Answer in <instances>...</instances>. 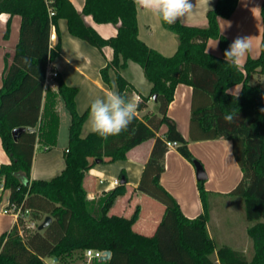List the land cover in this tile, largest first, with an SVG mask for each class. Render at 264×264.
Segmentation results:
<instances>
[{"label": "trees", "instance_id": "16d2710c", "mask_svg": "<svg viewBox=\"0 0 264 264\" xmlns=\"http://www.w3.org/2000/svg\"><path fill=\"white\" fill-rule=\"evenodd\" d=\"M237 1L216 0L206 12L205 26L179 21L167 24L161 19L178 39L174 53L164 55L138 37L136 0H84L82 13L90 14L95 22L118 23L115 35L107 38L84 23L71 0H0V13L20 16L18 41L11 54H4L0 86V140L9 157L8 163L0 164V185L8 191V205L18 207L27 199L29 220L38 222L45 215L51 216L42 232L28 235L21 218L3 232L0 264H57L74 252L80 258L83 249L89 247L110 250L103 264H264V87L258 80L250 82L253 73L264 74V32L258 57H247L238 67L226 64L223 53L231 41L220 31L218 17H229ZM49 8L54 11L52 15ZM259 10L264 24V0ZM59 18L66 19L70 34L98 48L108 45L113 49L112 59L100 74L108 83L109 69H113L117 90L126 99L133 85L120 71L128 60L138 63L151 87L148 96L138 97L137 110L145 107L152 95L155 108L144 118L135 115L127 130L107 140L91 132L83 136L81 127L89 108L77 111L76 87L58 76L57 94L70 114L65 165L50 179H32L34 144L37 138L51 141L56 130V116L51 113L44 125L40 110L46 66L59 48V41L50 46V29ZM8 26L9 20L5 34ZM209 38L218 41L220 55L206 50ZM178 83L192 87L188 138L167 114ZM234 84L241 85L238 93L229 92ZM47 97L53 94L46 91ZM226 114H233L231 123L225 121ZM161 125L166 127L163 132ZM15 127L34 130L17 132L14 137ZM216 137L231 141L233 157L242 172L229 193L243 201L249 222L246 232L253 245L250 257L227 244L217 245L210 237L204 180L196 181L203 212L193 218L182 213L176 198L159 182L165 169L166 141L176 142L177 151L192 162L188 139ZM150 138L154 141L136 190L162 203L165 209L154 233L144 235L132 228L138 206L130 216L108 213L116 197L125 192L126 179L97 198L87 197L83 180L94 164L125 159L129 149ZM122 177L126 178L123 171ZM45 255L56 260L48 263L43 260Z\"/></svg>", "mask_w": 264, "mask_h": 264}, {"label": "crops", "instance_id": "0c3cea01", "mask_svg": "<svg viewBox=\"0 0 264 264\" xmlns=\"http://www.w3.org/2000/svg\"><path fill=\"white\" fill-rule=\"evenodd\" d=\"M261 1L238 0L229 17H218L220 31L231 42L237 36L251 37V48L241 61L240 66L243 65L247 57L256 58L260 54L262 32H264V24H262L259 10ZM215 2L216 0H191V3L194 5L192 11L178 21L188 25L205 26L207 23L206 12L215 5ZM71 3L78 12L82 13L84 0H71ZM0 18L4 32L6 31L7 21L9 20L8 37L4 40V44L0 49L1 55L4 56L6 52L11 54L14 51L18 41L20 16L18 14L9 15L7 13H0ZM82 19L86 25L93 27L102 37H110L115 35L117 31L118 23H97L90 14L84 13H82ZM137 28L138 37L149 47L164 55H171L176 50L178 44L176 34L163 26L161 17L155 10L145 9L138 3ZM57 41H59L57 54L48 61L46 66V70L55 73V76L50 81L56 82V85L44 87L40 110L41 122L44 125L48 123L51 113L56 116V130L51 141L37 138L34 144L30 168V177L32 179H50L59 174L65 165L64 151L68 144L70 114L65 107L63 99L57 94L56 78L59 76L65 84L76 87L75 105L79 113L89 108V102L94 96H103L112 91L113 83L117 88L116 75L113 69H109L108 83L103 80L100 74V69L113 57V49L110 46L105 45L98 48L88 41L70 34L65 18H59L56 26L51 25L50 46L53 47ZM206 50L216 55L221 54V49L216 39L209 38L207 40ZM120 73L133 85L132 90L127 92L128 100L136 104L139 96H148L151 85L138 63L128 60L127 66ZM255 80H258L261 86L264 87V74L253 73L250 77V82ZM1 83L2 77L0 78V86ZM240 88V84H234L229 88V92L238 93ZM46 91H50L53 97L46 98ZM191 91L192 87L190 85L178 83L174 90L173 99L167 109L168 116L176 122L177 128L185 138H188ZM46 105H48L47 108ZM154 108L155 101L149 96V99L146 101V106L140 110H136V115L139 118H144L146 113L153 111ZM87 118L88 115L81 127V134L83 136L90 132ZM165 128V125H161L160 132H163ZM153 141L150 138L132 147L127 151L125 159L94 164L86 172L83 180L87 197L97 198L104 191L112 189L120 183L115 184L114 180H120V173L123 171L126 177L125 192L116 197L108 213L130 216L138 206V217L132 224V228L144 235H152L154 233L165 209L162 203L156 200L160 203L158 204L149 195L136 190L143 166L149 157ZM199 142H205V144L213 142V144L216 143L222 147V154L228 158L231 168L234 169L233 178L231 177L230 183L224 186L225 188L210 189V192L221 196L230 194L229 191L238 182L242 174L241 169L233 157L231 141L223 137L202 140L188 139V147L192 143L199 144ZM8 162L9 157L3 149L0 140V164ZM176 163H181L186 167L187 180L185 181L187 182L184 183L180 180L178 170L174 167ZM164 164L165 169L160 175L159 182L176 198L182 213L188 218H193L203 212L193 164L177 151L176 145L169 147L165 152ZM206 173L208 179L209 176L213 177L215 175V170L210 167ZM236 196L239 198L237 202L242 203L243 206L242 198L239 195ZM7 205L8 191L2 189L0 185V235L17 224V218L12 212H3V209H6ZM21 208L23 210L30 209L26 198L21 204ZM247 225L243 222L239 233H229L232 240L222 243L243 251L242 247L245 246L244 242L249 241L245 237L247 234ZM207 227L209 229V225ZM35 231L42 232V230H38L37 228ZM242 240H244L243 243ZM77 255L78 253L74 252L71 258L62 259L57 264H79L81 260L76 258ZM43 260L53 262L56 259L50 257L49 260H46L43 257ZM102 261L105 260L90 259L87 260L86 264H97L99 262L103 264L104 262Z\"/></svg>", "mask_w": 264, "mask_h": 264}, {"label": "rangeland", "instance_id": "374dc122", "mask_svg": "<svg viewBox=\"0 0 264 264\" xmlns=\"http://www.w3.org/2000/svg\"><path fill=\"white\" fill-rule=\"evenodd\" d=\"M3 18V16H1ZM18 34V33H17ZM8 37V33L5 34L4 28L1 24V18H0V49L1 46L4 44V40ZM4 66V56L0 53V75L2 77V70ZM0 77V78H1ZM208 143V142H206ZM193 158L199 160L205 171L212 167L215 170V175L209 176L208 179L204 180L202 182L203 188L207 191V195L205 196L207 200V207H208V222L207 225H209L208 233L210 231L209 235L214 243L217 245L223 244L222 242H228L229 240H232L229 236V233L238 232L241 230L242 223L248 224L249 222L245 218L244 210L242 203L237 202L238 196L235 194H228L226 196H221L217 194H213L210 192V189H221L224 186H227V184L230 183L231 177L233 178L234 169L231 168L228 158L225 157L224 154H222V147L218 144L208 143L205 144L202 142H199V144L192 143L189 147ZM190 162V161H189ZM192 164V162H190ZM174 167L176 170H178L180 180L182 182H187V170L184 165L181 163L175 164ZM194 178V177H193ZM195 179V178H194ZM180 181V182H181ZM225 188V187H224ZM153 201L158 203L156 200L151 198ZM160 204V203H158ZM38 221V223H40ZM37 227L35 228H27V233L30 235L35 231ZM246 239L249 241L242 240V243L244 242L245 246L242 247V251L245 255L248 257L252 256L253 254V245L252 240L250 237L246 234ZM242 238V236H241ZM238 250V249H236ZM44 258L46 260L50 259V256L45 255ZM52 263V261L48 262ZM215 264H219L216 262Z\"/></svg>", "mask_w": 264, "mask_h": 264}, {"label": "clouds", "instance_id": "9594fccd", "mask_svg": "<svg viewBox=\"0 0 264 264\" xmlns=\"http://www.w3.org/2000/svg\"><path fill=\"white\" fill-rule=\"evenodd\" d=\"M137 3L145 9L155 10L167 24L182 19L194 6L191 0H137ZM250 48L251 37L237 36L223 53L226 64L238 67ZM112 88L106 95L94 96L89 102V131L105 140L127 130L137 110V105L121 95L114 83ZM233 118V114L224 116L227 123H231Z\"/></svg>", "mask_w": 264, "mask_h": 264}, {"label": "built area", "instance_id": "2783aa9c", "mask_svg": "<svg viewBox=\"0 0 264 264\" xmlns=\"http://www.w3.org/2000/svg\"><path fill=\"white\" fill-rule=\"evenodd\" d=\"M53 13H54V11L51 8H49V15H52ZM53 76H55V73L49 72L48 70H46L45 78H44V87L56 85V82L50 81L51 78H53ZM166 145L169 148L173 145H176V142L166 141ZM114 183L118 184L119 180L115 179ZM28 211H29V209L23 210L21 208V206L16 207L13 204L7 205V208L3 209V212H5V213L12 212L16 216L17 221L19 218L23 219L26 223L25 224L26 229L27 228H35V227H37V225L39 223L35 220H32V219L29 220V218H28L29 212ZM19 233L21 235H24L23 230L21 228H19ZM103 255H104V250H102V249L91 248V247L85 248V249H83L81 256L79 258L81 260V262L79 264H86L87 260H90V259H100L101 256H103Z\"/></svg>", "mask_w": 264, "mask_h": 264}, {"label": "water", "instance_id": "95a60500", "mask_svg": "<svg viewBox=\"0 0 264 264\" xmlns=\"http://www.w3.org/2000/svg\"><path fill=\"white\" fill-rule=\"evenodd\" d=\"M151 98L154 100L155 99V95H152ZM24 130H28V131H32L34 130V128L32 127H15L12 129V134L15 137L17 132L20 131H24ZM192 164L194 167V172H195V178L196 180H206L207 179V173L205 171V169L203 168L202 163L197 160V159H193L192 160ZM120 183H124L125 182V178H121ZM51 221V216L50 215H45L44 218L42 219V221L37 225V229L38 230H42L44 229ZM111 255L110 250H104V255L101 256V260H107Z\"/></svg>", "mask_w": 264, "mask_h": 264}]
</instances>
